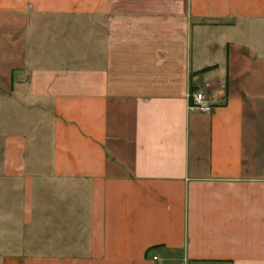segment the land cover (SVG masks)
Instances as JSON below:
<instances>
[{"label": "crops", "instance_id": "crops-1", "mask_svg": "<svg viewBox=\"0 0 264 264\" xmlns=\"http://www.w3.org/2000/svg\"><path fill=\"white\" fill-rule=\"evenodd\" d=\"M7 101L46 122L0 136V264H264V0H0Z\"/></svg>", "mask_w": 264, "mask_h": 264}, {"label": "rangeland", "instance_id": "rangeland-1", "mask_svg": "<svg viewBox=\"0 0 264 264\" xmlns=\"http://www.w3.org/2000/svg\"><path fill=\"white\" fill-rule=\"evenodd\" d=\"M12 103L11 101H7L5 103L0 104V121H1V129H0V136L1 134H15V133H21L24 134V136L27 139L28 148L32 147L33 144H37L38 140L34 141L36 138L39 139L41 137V133L45 129V122L46 118L45 115H43L41 112H39L36 107L26 106V105H19ZM42 125V128L38 130V128ZM34 141V142H33ZM36 147V146H35ZM39 147L42 148V155L45 157V160L43 162V172L46 171L48 159L46 157L45 152V145L42 143L39 145ZM28 164L31 165L32 161H30L31 156L30 153L28 154ZM30 167V166H29ZM35 183L37 184L38 188H41L44 186L43 184L46 183L44 175H36L35 176ZM13 184H16V188L21 187V184L18 182H13L12 180H3L0 177V248H14L12 244L16 243L17 240L9 239V240H3L1 238L3 236V231H9L8 236H14L13 232V226L17 224V220L19 219L20 215H24L23 209H19L18 207H15L13 205V200H18L19 202L24 200V193H23V183H22V189L21 191H16L15 195L14 193L10 192L9 189ZM39 195V196H38ZM37 201L38 197L41 198L39 203V211L37 216H41L45 214V210L42 207L44 201V192L37 191ZM43 202V203H42ZM2 203V204H1ZM38 203V202H37ZM21 213V214H20ZM6 229V230H5ZM35 230H39L40 235L45 236L47 231H49L45 224H37L35 226ZM22 232H28L29 228L27 226H23L21 229ZM23 243H26V248L34 249L35 246L30 244V241L26 240L23 241ZM39 245H41L39 248L42 250H45L44 248V240L38 241Z\"/></svg>", "mask_w": 264, "mask_h": 264}, {"label": "built area", "instance_id": "built-area-1", "mask_svg": "<svg viewBox=\"0 0 264 264\" xmlns=\"http://www.w3.org/2000/svg\"><path fill=\"white\" fill-rule=\"evenodd\" d=\"M209 87V85H206ZM191 110H199L201 112L210 113L212 110V101L206 90H197L191 94ZM157 259V257H154Z\"/></svg>", "mask_w": 264, "mask_h": 264}]
</instances>
